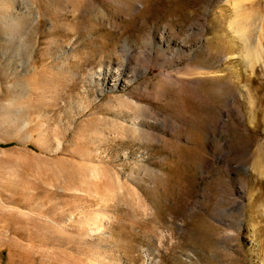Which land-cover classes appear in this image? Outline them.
<instances>
[{"label":"rangeland","instance_id":"obj_1","mask_svg":"<svg viewBox=\"0 0 264 264\" xmlns=\"http://www.w3.org/2000/svg\"><path fill=\"white\" fill-rule=\"evenodd\" d=\"M233 4L0 0V264H264Z\"/></svg>","mask_w":264,"mask_h":264},{"label":"bare ground","instance_id":"obj_2","mask_svg":"<svg viewBox=\"0 0 264 264\" xmlns=\"http://www.w3.org/2000/svg\"><path fill=\"white\" fill-rule=\"evenodd\" d=\"M246 3H250L252 9H256L257 7L262 9V11L255 12L256 16L243 15L242 13H245L248 9ZM233 5L237 16L233 17L234 19L229 27L234 34V39L236 38L245 48L246 53L240 56L246 68L255 73L258 67L264 68V0H234ZM258 163L261 167L264 166L263 156L260 157ZM261 170L264 172V168H261Z\"/></svg>","mask_w":264,"mask_h":264}]
</instances>
